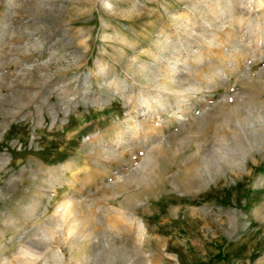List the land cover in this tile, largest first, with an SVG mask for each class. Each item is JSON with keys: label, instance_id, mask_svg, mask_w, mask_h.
I'll return each mask as SVG.
<instances>
[{"label": "rangeland", "instance_id": "374dc122", "mask_svg": "<svg viewBox=\"0 0 264 264\" xmlns=\"http://www.w3.org/2000/svg\"><path fill=\"white\" fill-rule=\"evenodd\" d=\"M218 8L255 46L227 14L264 24V0H0V264H264V40L209 54ZM169 61L199 90L142 109Z\"/></svg>", "mask_w": 264, "mask_h": 264}, {"label": "bare ground", "instance_id": "6f19581e", "mask_svg": "<svg viewBox=\"0 0 264 264\" xmlns=\"http://www.w3.org/2000/svg\"><path fill=\"white\" fill-rule=\"evenodd\" d=\"M228 9H230V6H228ZM218 11H219V14L216 15V16H214L212 18V20L209 21L210 23L208 22L209 26H211V27L214 26V28H212L213 30L209 31L208 32V36L206 37V39H210L208 41V43H207L208 44V49H207L208 50V53L209 54H212V53L215 52V49L213 48L215 46V43H216L215 41H218V45L221 46V48H222V45L224 44V42H223V40H218L219 39V32H222V33H225V34L228 35L227 38H226V42L230 43L234 47L233 48L234 49V52L232 54L233 56L243 55V54H250L251 56H253L252 53L254 52L255 48H258L259 47V44L261 42H263V40H264V24L261 23L260 19L259 20H256V19L251 18V17L248 18V19H244V18H242L241 14L235 15L232 12H230L229 14H227L229 16V20H230L231 24H233L235 22L236 25L238 26V28L240 26H242V25H245V27L250 30L249 31L250 36H252V35H255L256 36V45L255 46H252L251 45V46H248V47L247 46H242L241 47V46L235 45V43L230 40V38L232 36L231 31H229V30L228 31L223 30V27H222V23L223 22H222V18L221 17H222V13H225V12L221 8H218ZM262 13L264 14V9H263ZM205 31H208V30L206 29ZM205 36L206 35H204V32H203L202 33V37H205ZM173 45L177 49V51L178 50L180 51L181 49H184L186 52H189L188 51V46L184 42H182L180 39H177L176 42ZM201 57L199 55L197 58L200 60ZM231 64H232L231 65L232 68L236 70L239 67L238 66L239 65V60H237V58H234V60H232ZM176 69H177L176 64L170 63V61H169V62H167V68H164L162 70H159V68L157 66V68H155L154 71H152L149 75H147L148 76L147 77V82H152L153 81V78H155L157 76L156 75L157 71H164L161 74L163 78L162 79H159L158 82L156 80V82L158 83V85L157 84L154 85V87H157L158 88V89L156 88V90H154L155 94L153 95L152 92H150V93L148 92L147 94L140 95L141 99L138 98L139 104H140V106H141L142 109H143L142 105L148 111H153L154 109H156L159 106L162 111H170V109H172L171 107H173V106H172V103L170 102V100L168 99V96L166 94L167 92H164V91H170V92H174V93H178V94L181 91L182 92H185L186 94H183L181 96L180 95L178 96V94H175L176 95V105H179L180 107H182L184 105V99L187 97L188 92L190 93V90H193V89L199 90L200 87H194L191 84H189V85L187 84L188 86H182V85H180L178 83L174 84L173 83L174 82V79H175L174 78V73H175ZM103 70H104V68L101 69L102 72H103ZM216 71H220V70L218 69V70H215V72ZM188 73L190 74V70L188 71ZM216 74H217V72H216ZM204 78H205V81L208 84L215 81V77L213 76V74L210 75V74L205 73ZM177 88H179V89H177ZM181 109H182L183 112H185V110H186V108L184 109V107H182ZM156 112H157V114L159 113L158 111H156ZM253 116H254L255 119L262 118V117L264 118V116L262 115V113L261 114L260 113H254ZM132 119H133V122H131L132 124L130 126V129L132 130V133L135 134V136L136 135L138 136L140 134H144V135L147 136L148 133H150V132L152 133L153 132V129L156 128V124L158 125V123H155L153 125L150 122H147L146 120H144V121H137L135 119V117H133ZM176 119L177 120H180L181 119L180 115ZM236 123L239 125V127H241V129L244 128V127H242L243 124L245 125V124H250L251 123L252 126H254V124H255L254 121H252L250 119L248 120V119H245V118L242 119L241 121H240V119L237 118L236 119ZM121 140H122V137L121 136H118V142L119 143H120ZM149 157H150V155H149ZM64 167H65V165H63L61 168H64ZM59 207H61L60 209H62V211H61L62 213L60 214V216H61L60 219L61 220L59 219L61 222H64V220L65 221L68 220V218L71 217L70 215H72V213L75 212V211L73 212V210H72L73 208H71V203H70V200L68 198L66 200L62 201L59 204ZM57 215H58V213H57ZM73 219L75 220L74 217H73ZM60 221H59V225H58L59 227H60ZM65 224H66V222H65ZM73 224H74V221H73ZM74 225L70 224L69 226H67V224H66V227H68L67 228V233L68 234H70L71 232H74V234H77V232L75 233V231H73V228H76V226L74 227ZM142 225L143 224H141V223H139L137 225L138 226V229L140 231V233H138V234H140L141 237L144 234V229H145V228H143ZM78 234H79V231H78ZM77 235H73V233H72V236H77ZM45 236H46V234H45ZM70 237H69V239H70ZM71 239H74V238H71ZM19 253H25V254H29L30 253L29 255H32L31 254L32 253V250H30V249H28L26 247H22V248H20V252ZM53 254L56 256V258L59 257V255H60V253L58 254V251L57 250H56V252L54 251V253H52V255Z\"/></svg>", "mask_w": 264, "mask_h": 264}]
</instances>
